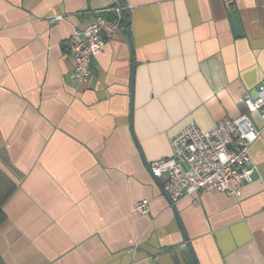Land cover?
<instances>
[{"label": "crops", "instance_id": "0c3cea01", "mask_svg": "<svg viewBox=\"0 0 264 264\" xmlns=\"http://www.w3.org/2000/svg\"><path fill=\"white\" fill-rule=\"evenodd\" d=\"M118 3L80 84L71 38ZM262 80L264 0H0V264H195L185 235L198 264H264V130L239 198L173 204L148 168Z\"/></svg>", "mask_w": 264, "mask_h": 264}, {"label": "built area", "instance_id": "2783aa9c", "mask_svg": "<svg viewBox=\"0 0 264 264\" xmlns=\"http://www.w3.org/2000/svg\"><path fill=\"white\" fill-rule=\"evenodd\" d=\"M231 6L234 0H223ZM127 7L108 6L97 12L95 20L85 29L75 30L69 50L74 58V77L87 85L93 75V60L102 54L125 22ZM62 17H56L60 20ZM246 112L237 118L224 117L212 130L193 122L171 140L172 155L150 163L151 174L161 180L162 188L174 204L201 192L216 191L241 197L243 189L259 173L250 150L264 130V80L256 91L246 94ZM257 115L262 127H257ZM135 214H148L150 202L144 199L135 204ZM135 248L138 247L136 244Z\"/></svg>", "mask_w": 264, "mask_h": 264}, {"label": "water", "instance_id": "95a60500", "mask_svg": "<svg viewBox=\"0 0 264 264\" xmlns=\"http://www.w3.org/2000/svg\"><path fill=\"white\" fill-rule=\"evenodd\" d=\"M126 24H127V26L129 25L128 14H126ZM154 178H155V180L160 184L159 179L156 178V177H154ZM160 186H161V185H160ZM185 240H186V245H187V247H188L189 250H190V253H191L192 257H193V260H194L195 264H198V261H197L196 255H195V251H194V249H193L191 243H190L189 240L187 239L186 235H185Z\"/></svg>", "mask_w": 264, "mask_h": 264}]
</instances>
